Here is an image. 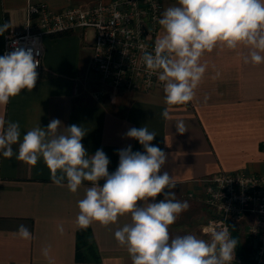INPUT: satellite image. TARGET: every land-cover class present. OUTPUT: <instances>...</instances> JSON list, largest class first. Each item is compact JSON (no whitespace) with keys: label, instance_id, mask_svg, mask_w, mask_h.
<instances>
[{"label":"crops","instance_id":"obj_1","mask_svg":"<svg viewBox=\"0 0 264 264\" xmlns=\"http://www.w3.org/2000/svg\"><path fill=\"white\" fill-rule=\"evenodd\" d=\"M112 1L0 0V25L8 22L11 28L22 30L27 9L33 4L44 3L62 11ZM176 3L163 0L162 13ZM162 34L159 25L158 37ZM4 37L0 35V56L4 55ZM94 37L92 28L45 35L43 69L35 88L22 90L7 105H0V118L19 122L21 138L38 125L46 128L53 119L62 122L61 132L72 124L81 126L87 133L82 144L89 155L103 149L110 159L109 173L118 167V150L131 145L134 152H143L139 142L125 134L146 126L156 133L152 144L167 154L161 173L167 171L174 177L176 199L190 204L169 226L170 236L200 234L202 226L215 218V211L203 201V179L221 172L264 174V64L244 63L247 49L217 47L201 58L207 69L194 99L169 106L164 85L146 91L107 82L93 68ZM165 109L168 119L162 116ZM178 120L186 125L183 135L175 128ZM13 148L18 154V145ZM103 183L100 181L101 186ZM89 186L90 182H84L72 193L66 185L52 183L42 159L32 166L15 155H0V264H49L43 255L49 246L53 264H132L126 247L114 238L118 228L131 222L130 215L120 216L106 227L96 222L87 229L76 227L78 201ZM160 199L162 195L156 202ZM253 218L247 215L232 222L239 224L241 243L254 256L246 231ZM21 224L32 233L28 241L17 234ZM233 264H242L236 251Z\"/></svg>","mask_w":264,"mask_h":264},{"label":"clouds","instance_id":"obj_2","mask_svg":"<svg viewBox=\"0 0 264 264\" xmlns=\"http://www.w3.org/2000/svg\"><path fill=\"white\" fill-rule=\"evenodd\" d=\"M158 23L163 34L155 40L153 51L144 53L143 63L163 83L166 105H185L194 99L207 69L201 58L217 47L247 49L244 63L264 64V0H177L163 11ZM10 28L8 22L0 25V35ZM18 45L14 40L13 51L0 56V105H7L22 90L31 92L37 83L39 50ZM162 116L169 118L167 109ZM61 125L53 119L46 128L38 125L21 138L19 122L0 118V155H15L32 166L42 159L52 183L66 185L72 193L90 182L78 201V229H87L93 222L106 227L127 214L131 222L118 228L114 238L126 247L132 264H233L238 241L227 226L206 227L208 239L194 234L170 236L169 226L190 204L176 199L174 177L161 173L167 154L152 144L155 132L146 126L129 129L126 138L137 140L143 152H134L131 145L118 150V167L109 173L110 159L103 149L89 155L82 144L86 131L72 124L61 132ZM175 128L180 135L187 131L183 120ZM159 195L163 199L156 202ZM59 231L63 233L62 226ZM17 234L25 241L32 238L23 224ZM43 255L53 264L50 246Z\"/></svg>","mask_w":264,"mask_h":264},{"label":"built area","instance_id":"obj_3","mask_svg":"<svg viewBox=\"0 0 264 264\" xmlns=\"http://www.w3.org/2000/svg\"><path fill=\"white\" fill-rule=\"evenodd\" d=\"M162 9L163 0H113L90 9L69 7L62 11L44 3L29 5L22 30L10 28L5 33L4 54L13 51L14 40L19 41V47L38 49L39 77L45 35L92 28L93 68L114 86L149 91L163 85L143 63L144 53L153 51L158 38ZM202 182L206 185L203 201L217 215L205 228L227 226L232 235L231 221L253 215L246 231L254 245L255 264H264V174L221 172Z\"/></svg>","mask_w":264,"mask_h":264},{"label":"trees","instance_id":"obj_4","mask_svg":"<svg viewBox=\"0 0 264 264\" xmlns=\"http://www.w3.org/2000/svg\"><path fill=\"white\" fill-rule=\"evenodd\" d=\"M217 215L215 214V218ZM231 230H232V237L237 239L238 245L235 249L237 255L241 258L242 264H255L253 251L251 248L244 246L240 240V227L239 224L236 222H230Z\"/></svg>","mask_w":264,"mask_h":264},{"label":"rangeland","instance_id":"obj_5","mask_svg":"<svg viewBox=\"0 0 264 264\" xmlns=\"http://www.w3.org/2000/svg\"><path fill=\"white\" fill-rule=\"evenodd\" d=\"M209 223H210V222H209ZM209 223H208V224H209ZM208 224H207V225H208ZM196 225H198V223L195 224V226H196ZM205 226H206V225H203L202 228H201V232H200V234L198 233V234H196V235H197L198 237H200V238L208 239V238H209L208 235L204 232Z\"/></svg>","mask_w":264,"mask_h":264}]
</instances>
